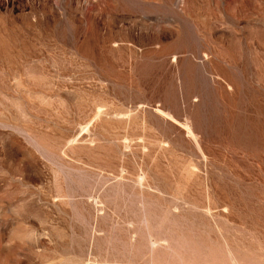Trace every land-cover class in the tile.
<instances>
[{"label":"rangeland","instance_id":"rangeland-1","mask_svg":"<svg viewBox=\"0 0 264 264\" xmlns=\"http://www.w3.org/2000/svg\"><path fill=\"white\" fill-rule=\"evenodd\" d=\"M0 264H264V0H0Z\"/></svg>","mask_w":264,"mask_h":264}]
</instances>
